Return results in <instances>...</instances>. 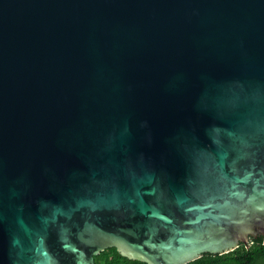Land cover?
<instances>
[{"label": "water", "instance_id": "water-1", "mask_svg": "<svg viewBox=\"0 0 264 264\" xmlns=\"http://www.w3.org/2000/svg\"><path fill=\"white\" fill-rule=\"evenodd\" d=\"M260 236L264 0H0V264Z\"/></svg>", "mask_w": 264, "mask_h": 264}, {"label": "trees", "instance_id": "trees-1", "mask_svg": "<svg viewBox=\"0 0 264 264\" xmlns=\"http://www.w3.org/2000/svg\"><path fill=\"white\" fill-rule=\"evenodd\" d=\"M95 264L149 263L125 257L116 248H110L95 257ZM189 264H264V237L251 238L248 245L241 244L238 249L224 255L206 254Z\"/></svg>", "mask_w": 264, "mask_h": 264}, {"label": "snow or ice", "instance_id": "snow-or-ice-1", "mask_svg": "<svg viewBox=\"0 0 264 264\" xmlns=\"http://www.w3.org/2000/svg\"><path fill=\"white\" fill-rule=\"evenodd\" d=\"M221 250H226V249H223V248H222Z\"/></svg>", "mask_w": 264, "mask_h": 264}]
</instances>
